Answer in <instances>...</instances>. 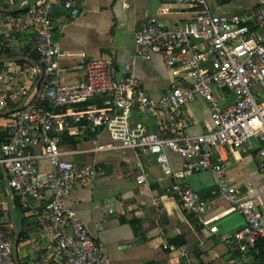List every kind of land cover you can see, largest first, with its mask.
<instances>
[{"label": "built area", "instance_id": "obj_1", "mask_svg": "<svg viewBox=\"0 0 264 264\" xmlns=\"http://www.w3.org/2000/svg\"><path fill=\"white\" fill-rule=\"evenodd\" d=\"M175 3L193 6L195 19L180 27H164L156 17H149L135 33V55L132 63L123 67L125 75H118L114 56L89 60L77 67L83 71L84 79L76 84H62L59 80L63 72L57 65L60 49L52 34V14L57 8L69 11L74 18L80 15L75 1L33 0L26 12L42 77L32 98L0 126V130L7 131L6 141L0 143V166L6 170L20 208L47 238L56 263L111 262L67 205L75 181L92 178L98 172L93 165H77L63 158L53 134L69 130L73 124H87L92 131L103 129L119 148L154 155L165 178L202 170L220 173V150L225 146L242 153L256 150L259 167L264 171V6L227 17L213 14L208 0ZM155 54L179 77L157 101L142 90L134 71L147 67ZM2 80L0 75V85ZM219 92H229L234 98L227 101ZM198 99L208 105L212 129L197 136H167L184 106ZM96 100L102 106L93 104ZM5 106L0 101V107ZM134 110L154 117L158 131L144 133L132 128L130 116ZM253 140L259 142L258 148ZM35 148L39 151L35 152ZM167 151L186 161L180 175L173 174ZM41 160L49 166L46 172L40 171ZM136 182L144 183L145 175L139 174ZM165 191L177 199L186 214L209 224L201 217L211 201L200 198L189 185L177 180L169 183ZM210 195L228 203L226 213L243 217V227L223 237L239 254L236 263L243 264V255L264 239L259 210L252 200L242 196L239 188L224 182ZM216 229L211 227L210 232ZM164 248L177 251L180 257L186 255L175 246ZM0 264H16L12 243L1 229Z\"/></svg>", "mask_w": 264, "mask_h": 264}, {"label": "crops", "instance_id": "obj_2", "mask_svg": "<svg viewBox=\"0 0 264 264\" xmlns=\"http://www.w3.org/2000/svg\"><path fill=\"white\" fill-rule=\"evenodd\" d=\"M74 1L80 10L77 17L62 8L52 14L53 39L60 49L57 65L63 70L59 76L62 84L82 81L84 73L77 67L87 61L111 56L115 57L118 75H125L123 67L131 64L135 55V33L149 17H156L164 27H180L196 17L193 6L176 5L175 0ZM32 4L33 0H0V8L16 12L15 15L0 12V48L15 57L35 56L33 33L26 15ZM208 5L213 14L231 17L264 6V0H208ZM23 9L26 11L19 13ZM21 62L0 63L3 79L0 101L6 105L0 107V113L30 100L41 79L37 62L36 66ZM134 71L142 90L155 101L179 79L156 54L147 67ZM218 95L227 101L234 98L229 92ZM93 104L100 106L102 102L96 100ZM8 119L0 116V126ZM130 123L144 133L158 131L154 117L136 110L131 113ZM87 129V124L71 125L65 131L77 142L60 146L65 160L98 168L94 177L75 181L67 205L84 222L92 239L110 258V264H237L239 254L223 237L241 229L244 220L238 213H226L229 205L222 197H211V190L221 182L239 188L243 197L256 204L264 226V171L259 167L256 150L242 153L225 146L220 150L223 165L220 173L202 170L189 176L165 178L154 155L119 148L107 131L97 129L93 133ZM211 129L208 105L198 99L184 106L168 135L197 136ZM253 143L258 148L259 142ZM166 155L173 174L180 175L186 161L172 151ZM39 168L46 172L49 166L41 160ZM139 174L145 175L142 184L136 182ZM176 180L189 185L200 198L211 201L201 217L210 221L208 225L186 214L177 199L166 193L165 187ZM0 184V229L13 243L15 232L4 177ZM12 197L13 194L11 203ZM12 213L19 236L20 264H69L52 260L47 238L19 203H12ZM211 227L217 228L215 233L210 232ZM165 245L181 248L186 255L180 257L177 251L165 249ZM243 264H264V239L243 255Z\"/></svg>", "mask_w": 264, "mask_h": 264}, {"label": "water", "instance_id": "obj_3", "mask_svg": "<svg viewBox=\"0 0 264 264\" xmlns=\"http://www.w3.org/2000/svg\"><path fill=\"white\" fill-rule=\"evenodd\" d=\"M13 9H3V8H0V12H11ZM21 61H24V62H27L31 65H34L36 66V62L28 59V58H25L23 56H17L13 59H0V63H15V62H21ZM42 77V74L40 73V78ZM39 84V83H38ZM37 84V86H38ZM25 101H22L21 103H19L15 108L13 109H9V110H6L4 112H1L0 113V116H9L15 112H17L21 107L22 105L24 104ZM1 158V156H0ZM0 170H1V173L3 174L4 176V179L6 181V186H7V191H8V197H9V205H10V214H11V220H12V226H13V229H14V232H15V238H14V241L12 243V255H13V258H14V261L16 262V264H20L19 261H18V257H17V245H18V240H19V236H18V232H17V229L15 227V224H14V220H13V213H12V203H11V196L13 194L12 192V189L10 187V183L8 181V175L6 173V170L4 168L3 165L0 166Z\"/></svg>", "mask_w": 264, "mask_h": 264}, {"label": "trees", "instance_id": "obj_4", "mask_svg": "<svg viewBox=\"0 0 264 264\" xmlns=\"http://www.w3.org/2000/svg\"><path fill=\"white\" fill-rule=\"evenodd\" d=\"M24 11H26V9L20 10L19 13H23ZM9 14L15 15L16 12L15 11H11V12H9ZM14 57L15 56H13L12 54H9L8 51H5L4 49L0 48V59H3V58H14ZM30 59H32V61H34V62H37V55H36V53H35V56H30ZM20 63H23V62H19V64ZM16 106H13V107L10 106L8 108L9 109H13ZM100 106H102V105L100 104ZM6 117H8V116H6ZM87 128H88L87 129L88 131H91V129H90L89 126H87ZM93 133H96V130ZM53 135L59 138V142H58L59 147L61 145L66 144V143H70V144H73L74 145L77 142L75 139H73L71 136L68 135V132L67 131H62L60 133H55ZM167 136L172 137L171 135H167ZM6 138H7V131L6 130H0V143L5 142L6 141ZM60 149H61V147H60ZM3 177H4L3 174H1L0 175V179L3 180ZM5 198H7L6 192H5ZM12 203H15V204L17 203L18 204V199L15 196V194H13Z\"/></svg>", "mask_w": 264, "mask_h": 264}, {"label": "rangeland", "instance_id": "obj_5", "mask_svg": "<svg viewBox=\"0 0 264 264\" xmlns=\"http://www.w3.org/2000/svg\"><path fill=\"white\" fill-rule=\"evenodd\" d=\"M2 187V185L0 184V188Z\"/></svg>", "mask_w": 264, "mask_h": 264}]
</instances>
